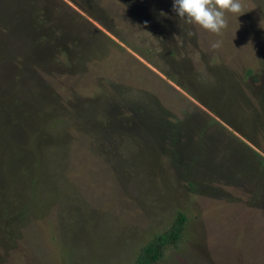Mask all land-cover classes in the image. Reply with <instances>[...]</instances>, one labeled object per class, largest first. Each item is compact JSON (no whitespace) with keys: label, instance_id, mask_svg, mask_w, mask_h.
Instances as JSON below:
<instances>
[{"label":"rangeland","instance_id":"1","mask_svg":"<svg viewBox=\"0 0 264 264\" xmlns=\"http://www.w3.org/2000/svg\"><path fill=\"white\" fill-rule=\"evenodd\" d=\"M239 2L215 35L174 0H0V98L19 109L0 124V264H132L178 210L186 242L157 264H264V0ZM106 98L111 158L54 142ZM140 99L163 115L135 116Z\"/></svg>","mask_w":264,"mask_h":264},{"label":"trees","instance_id":"2","mask_svg":"<svg viewBox=\"0 0 264 264\" xmlns=\"http://www.w3.org/2000/svg\"><path fill=\"white\" fill-rule=\"evenodd\" d=\"M161 26L165 28L167 27V25L164 22H161ZM2 78L3 77L1 76L0 81L2 80ZM128 91L131 95H135L133 94L134 90H132L131 88H129ZM5 100H6L5 97L0 98V124L6 122L8 118L14 116V114L17 113L19 110L17 109V107L12 108L10 106H7L5 104ZM117 102H118V99H112V98L104 99V103H103L105 105L104 109L103 107H101L100 109L93 111V112H98V116L94 123H89L88 121H84L82 117L75 118L73 116L72 110H70L68 113L63 114V119H61V122L60 121L58 122L59 124L58 129H61V131L59 132L58 136L55 138L56 140H54V142L55 141L60 142L58 144L62 145L63 142L68 139V142L70 140V142H72L74 145L76 143L80 145L81 143V145L85 146L86 148L94 149L96 154L103 151L105 153V158H111L110 149L109 147H106V146L107 145L111 146L115 144L116 140L119 141L118 145H120L124 138L122 136L120 138H115L118 135L117 130H118L119 124L116 120H114V122L113 121L110 122L112 115L114 116L116 114ZM132 102L135 103V104L131 103V109L135 112V116L136 115L144 116L148 113L157 114L159 117L163 115L162 110H160L157 106L152 104L150 99L145 100V101L140 99V102H139L141 103L140 106H138V104L136 103V100H132ZM25 103H23L22 105H25ZM91 108H93L92 104H91ZM103 110H106L108 112H102ZM88 111H90V108H87L85 110L87 114L86 115L87 118L88 116L91 115L90 112ZM44 116L45 115L42 114L40 117L44 118ZM107 116H110L109 121L106 120ZM72 119H74V121H71ZM179 121L180 122L178 123L182 124V120H179ZM163 123L165 126L167 125L170 128V131H175L177 129L173 127L174 122L169 123L168 121H165L163 119ZM63 133H66L67 135ZM128 135L132 136L131 139H127L128 143L135 140V132L129 133ZM135 142L137 146L139 145L142 146L143 144L142 139L140 138L137 139V141ZM173 147H175V141L173 143ZM35 162L36 164H33L32 166L31 181H33L34 184H37V186L38 185L41 186L43 183H40L41 184L40 185L38 182V179L40 178H38L37 175H35L39 164H38V161H35ZM41 187H44V186H41ZM39 190L37 191L32 190V192L33 194H37ZM12 193H13V196L10 197L8 204L13 206V210H11V212L12 211L14 212L15 210H17L18 212L21 208L20 202L24 201L25 199V194L23 192L22 193L23 196H21V192L16 193V190H12ZM16 200H18L19 202H17L15 205ZM44 200H48L47 195L44 196L43 201ZM67 201L70 202L71 200L67 199ZM45 203L46 205L40 202L37 206H35L34 209H37V211H40L41 205H43L45 208L46 207L49 208V205H51L52 201H48ZM64 204H65L64 202L63 203L62 201L60 202V205H64ZM70 205H71V202H70ZM32 209L33 208H28V211L30 212ZM188 221H189V217L187 213L182 210H178L175 214L174 219L171 221L170 225L165 227L163 230L153 233L151 238L148 240V242L145 243L143 246H141L140 251L137 254L132 264H157L158 262L165 259L168 255H170L169 253L173 251V249H180L184 245L187 239Z\"/></svg>","mask_w":264,"mask_h":264},{"label":"clouds","instance_id":"3","mask_svg":"<svg viewBox=\"0 0 264 264\" xmlns=\"http://www.w3.org/2000/svg\"><path fill=\"white\" fill-rule=\"evenodd\" d=\"M173 11L185 25L193 28L198 26L210 33L220 35L227 27L226 14H240L242 4L239 0H174ZM186 35L191 38L197 34L189 28ZM220 46V41L212 42L210 45L213 50Z\"/></svg>","mask_w":264,"mask_h":264}]
</instances>
